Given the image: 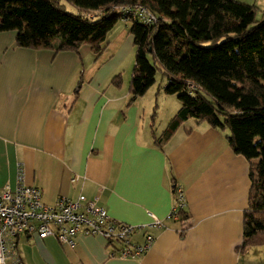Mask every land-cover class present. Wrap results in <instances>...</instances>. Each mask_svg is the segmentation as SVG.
Returning a JSON list of instances; mask_svg holds the SVG:
<instances>
[{"label":"crops","instance_id":"obj_1","mask_svg":"<svg viewBox=\"0 0 264 264\" xmlns=\"http://www.w3.org/2000/svg\"><path fill=\"white\" fill-rule=\"evenodd\" d=\"M238 1L264 10V0ZM130 30L120 21L98 57L90 46L77 53L19 48L14 32L0 33V192L14 190L23 169L44 203L97 199L112 219L147 226L132 241L141 245L151 234L153 245L141 257L122 258L121 246L99 235H79L70 246L23 234L14 253L21 264H264V247L240 249L248 161L225 133L194 120L162 147L156 143L181 102L158 90L166 119L157 118L156 104L147 105L151 92L156 99L152 88L130 103L131 72L124 67L135 48ZM121 73L117 86L112 81ZM176 187L190 223L184 234L181 212L180 220L168 218ZM150 214L164 227H148Z\"/></svg>","mask_w":264,"mask_h":264},{"label":"trees","instance_id":"obj_2","mask_svg":"<svg viewBox=\"0 0 264 264\" xmlns=\"http://www.w3.org/2000/svg\"><path fill=\"white\" fill-rule=\"evenodd\" d=\"M138 8L156 22L127 15ZM120 21L131 25L134 37L130 103L145 96L161 72V91L177 96L181 108L156 138L160 147L189 120L226 134L249 163L240 249L264 247V10L238 0H0V33L14 32L24 49L77 53L90 46L98 57ZM112 82L120 86L121 74ZM183 210L184 234L190 223Z\"/></svg>","mask_w":264,"mask_h":264},{"label":"built area","instance_id":"obj_3","mask_svg":"<svg viewBox=\"0 0 264 264\" xmlns=\"http://www.w3.org/2000/svg\"><path fill=\"white\" fill-rule=\"evenodd\" d=\"M138 15L147 25L156 22V17L143 8L136 11L127 10V15ZM126 17L124 21L128 22ZM178 201L168 216L169 219L180 220V211L185 203L182 190L179 188ZM97 199H88L81 195L77 200L67 197L59 198L49 205L43 201L40 188L26 184L23 169L19 170L17 185L14 190L6 186L0 192V264H7L12 258L13 264H21L14 253L16 239L23 235H38L41 239L56 238L60 243L75 245L79 235L102 236L108 244L120 245L122 258L141 257L153 245L155 238L145 235L141 245L132 241L138 231L147 226L128 225L112 219L108 212L98 206ZM153 222L148 227L163 228V222L150 214Z\"/></svg>","mask_w":264,"mask_h":264},{"label":"rangeland","instance_id":"obj_4","mask_svg":"<svg viewBox=\"0 0 264 264\" xmlns=\"http://www.w3.org/2000/svg\"><path fill=\"white\" fill-rule=\"evenodd\" d=\"M63 4L65 5L66 9L69 12H74L75 11L74 8H72L67 3L63 2ZM134 66H135V48L131 51V53L129 54L127 60L124 62V67L125 68H128L129 71L131 72V74H132V71H133ZM121 77H122V80L124 81V73H121ZM127 83H129V79H128V82ZM165 83H166V80L163 77L162 73L161 72H158L157 78H156V83L154 84V86L151 87L153 89L152 91H155L156 99L155 98L152 99V97H153V94L152 93H154V92H151V94H150L151 96H149V97H151V100L147 104V105L152 104V107H154V105L156 104L155 109L157 108L156 109V112H157V118L158 119H161L162 117L166 119V116H167V112L164 109V105H165L164 103L165 102H163L162 98H160L158 100L159 101V105L161 106L160 108L158 107V103H157L158 90L159 89L161 90L163 88V86L165 85ZM127 85L128 84H126V86ZM160 92H162V91H160ZM168 99H173L172 101H179V99L177 98V96H171V97L169 96ZM147 115L149 116V114H147Z\"/></svg>","mask_w":264,"mask_h":264}]
</instances>
